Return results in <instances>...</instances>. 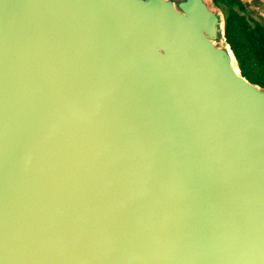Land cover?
Masks as SVG:
<instances>
[{
	"label": "water",
	"instance_id": "1",
	"mask_svg": "<svg viewBox=\"0 0 264 264\" xmlns=\"http://www.w3.org/2000/svg\"><path fill=\"white\" fill-rule=\"evenodd\" d=\"M0 264H264V87L214 0H0Z\"/></svg>",
	"mask_w": 264,
	"mask_h": 264
},
{
	"label": "trees",
	"instance_id": "2",
	"mask_svg": "<svg viewBox=\"0 0 264 264\" xmlns=\"http://www.w3.org/2000/svg\"><path fill=\"white\" fill-rule=\"evenodd\" d=\"M225 4L231 11L226 18V34L242 69L251 82L264 87V26L251 25L246 16L234 10L241 0H214Z\"/></svg>",
	"mask_w": 264,
	"mask_h": 264
},
{
	"label": "rangeland",
	"instance_id": "3",
	"mask_svg": "<svg viewBox=\"0 0 264 264\" xmlns=\"http://www.w3.org/2000/svg\"><path fill=\"white\" fill-rule=\"evenodd\" d=\"M241 2H242V6H236L234 7V10L239 12L241 15L246 16V18L249 20L251 25L255 26L256 24H261L262 26H264V16L259 12H257L256 10H254L253 8H251L246 2V0H241ZM218 7L222 11L226 20V18L230 14L231 9L225 4H219Z\"/></svg>",
	"mask_w": 264,
	"mask_h": 264
}]
</instances>
